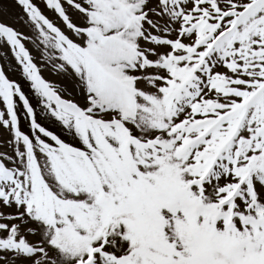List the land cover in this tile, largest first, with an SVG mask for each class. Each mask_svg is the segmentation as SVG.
I'll use <instances>...</instances> for the list:
<instances>
[{"label":"snow or ice","instance_id":"6c2138e0","mask_svg":"<svg viewBox=\"0 0 264 264\" xmlns=\"http://www.w3.org/2000/svg\"><path fill=\"white\" fill-rule=\"evenodd\" d=\"M0 264H264V0H0Z\"/></svg>","mask_w":264,"mask_h":264}]
</instances>
